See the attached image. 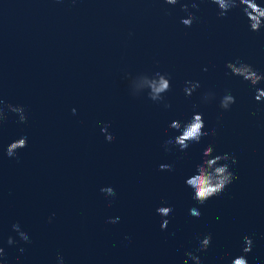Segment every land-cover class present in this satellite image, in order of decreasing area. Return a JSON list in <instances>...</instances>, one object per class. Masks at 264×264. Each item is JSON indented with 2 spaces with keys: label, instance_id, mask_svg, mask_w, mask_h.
I'll use <instances>...</instances> for the list:
<instances>
[{
  "label": "water",
  "instance_id": "water-1",
  "mask_svg": "<svg viewBox=\"0 0 264 264\" xmlns=\"http://www.w3.org/2000/svg\"><path fill=\"white\" fill-rule=\"evenodd\" d=\"M196 2L199 9L192 0H0V99L28 117L20 123L8 111L0 123V264H195L189 251L202 264L238 255L264 264V101L226 68L239 57L264 72V29L251 31L242 8L222 18L212 0ZM184 3L196 15L191 27L181 23ZM156 72L172 84L160 102L142 91L145 74ZM187 80L201 85L190 97ZM228 91L236 103L224 110ZM194 112L215 134L185 151L167 145L179 135L171 122ZM25 135L27 147L9 157V144ZM209 144L235 155L236 179L201 205L185 181ZM109 186L115 196L101 191ZM208 234L210 247L199 251Z\"/></svg>",
  "mask_w": 264,
  "mask_h": 264
},
{
  "label": "clouds",
  "instance_id": "clouds-1",
  "mask_svg": "<svg viewBox=\"0 0 264 264\" xmlns=\"http://www.w3.org/2000/svg\"><path fill=\"white\" fill-rule=\"evenodd\" d=\"M179 0H165V3L169 5H176ZM212 3L218 6V16L226 17L229 12L235 8H242L243 13L248 19L249 27L251 31L260 32L264 29V3L258 2V0H212ZM199 3L196 0H192L191 8L199 9ZM182 10L188 12L186 17L181 18V23L186 27H191L196 20L194 12L189 11V4H182ZM226 68L230 70V73L235 76L243 78V80L250 82L255 88V100L264 101V87H257L264 81V72H260L252 64L247 63L237 57L234 61L230 60L226 63ZM208 69L205 67L204 71ZM200 81L187 80L185 82L184 92L187 96L192 94L200 88ZM172 87L169 74L156 72L154 75L149 76L145 74L144 84L142 91L147 90L148 96L152 101L160 102L164 101V94L168 92ZM141 91V92H142ZM140 92V93H141ZM138 95V94H133ZM215 92L209 91L204 94L203 99L207 102L214 98ZM236 103V97L230 92H226L221 100L220 107L224 110H229L233 104ZM165 107H171L170 103H165ZM12 112L18 114L20 123L27 122L26 109L23 105H14L6 103L3 99H0V123L6 119V112ZM73 113L76 109H72ZM223 112L221 113V116ZM172 129H176L179 135L174 138L168 139L165 143L167 145H177L181 151H185L193 143H200L202 139L208 135H214L215 130L212 132L205 131V120L202 112H194L192 117L182 123L180 120H173L169 125ZM104 132H108L107 125L102 129ZM107 140H113L111 133H108ZM28 145V137L21 136L20 138L11 142L7 148V155L13 157L17 154V151L22 148H26ZM215 148L212 144H209L202 153V162L196 166V170L193 174L186 178V185L191 188L193 192V199L198 201L199 204H205L210 198L219 196L225 191L228 185H230L234 179H236L235 173L231 170V165L237 163L235 155L229 153L214 154ZM161 170H172L173 165L161 164ZM102 192L109 196H115V189L111 186L101 189ZM173 209L171 206H161L157 209V212L168 217L171 215ZM190 214L195 217H199L201 212L198 208L193 207L190 209ZM55 213H53V216ZM51 221V217L49 218ZM120 217H112L108 219V223H117ZM169 224L168 219H164L162 228H167ZM13 230L17 232L20 240L24 242H30V237L27 232L21 229L19 223L14 224ZM212 242V235H205L200 241L199 251L207 250ZM17 243L16 239L12 236L8 237V244L12 245ZM253 248V239L250 236L244 237L243 253H249ZM24 251L23 248L20 249ZM5 248L0 246V261H3L6 257ZM187 257L195 262V264H202L201 257L195 253L189 251L186 253ZM59 264H63V257L59 258ZM184 264H188V260L184 261ZM230 264H249L246 255H238L233 258Z\"/></svg>",
  "mask_w": 264,
  "mask_h": 264
}]
</instances>
